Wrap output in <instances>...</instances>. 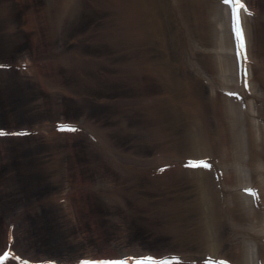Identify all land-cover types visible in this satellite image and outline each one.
Here are the masks:
<instances>
[{"label":"rangeland","instance_id":"rangeland-1","mask_svg":"<svg viewBox=\"0 0 264 264\" xmlns=\"http://www.w3.org/2000/svg\"><path fill=\"white\" fill-rule=\"evenodd\" d=\"M74 1L0 0V61L31 58L35 49L41 51L35 75L15 68L11 72L9 63L5 66L9 69L0 72V129L8 133H18L21 129L15 128L23 126L40 130L29 139L0 135V251L6 244L4 233L13 226L14 247L29 258L74 260L81 254L128 249L155 254L183 249L179 251L183 257L198 256L206 249V239L184 238L187 244L179 240L186 226L194 225L200 233L199 222L206 224L205 218H195V208L190 206L193 201L201 205L203 195L196 185L185 184L187 176L177 162L188 155L183 140L193 134L196 127L192 124L198 121L184 114L180 104L188 93L204 100L215 87H211L210 77L202 74L204 80L200 78L191 93L177 83L178 72L161 69H173L172 63L183 60L187 63L188 54L167 1L128 0V6L121 0ZM192 1L181 0V4L188 12L187 20L200 24L207 15L201 7L209 1ZM256 2L264 9L263 0ZM31 21V30L25 29ZM125 23L133 30L130 40ZM69 34L74 40L68 39ZM138 36L143 41L136 40ZM44 56L53 59L47 64ZM69 62H80V68ZM213 65L209 59L205 68L213 73ZM141 68L156 82L155 88L140 79L137 70ZM130 69L137 75H131ZM257 82L264 86V76ZM134 99L149 110L146 117L137 112L139 117L133 116ZM66 117L80 120L87 134L74 135L72 141L62 133L60 138L53 137L44 122ZM52 138L53 144L49 143ZM117 143L126 154L124 159L121 154L120 160L128 162L127 169L102 155L103 145ZM65 147L67 152H61ZM65 154L70 157L63 159ZM71 157L78 158L76 163ZM153 162L173 163V168H167L158 179L145 166L141 168ZM90 168L94 172L88 171ZM96 170L100 176L95 175ZM182 206L192 219L189 216L182 222L178 218L176 207ZM155 210L161 212L158 223L149 219ZM146 218L155 224L156 238ZM113 229L115 235L110 233ZM95 233H99L97 239Z\"/></svg>","mask_w":264,"mask_h":264},{"label":"bare ground","instance_id":"bare-ground-1","mask_svg":"<svg viewBox=\"0 0 264 264\" xmlns=\"http://www.w3.org/2000/svg\"><path fill=\"white\" fill-rule=\"evenodd\" d=\"M76 1L77 0L74 2ZM165 1L170 5L169 8L172 12L170 15L174 17V21H176L178 26L176 30L177 34L182 40V43H184L185 49L188 47L186 50L189 55L187 54L185 57L188 64L184 63V60L176 63L171 62L173 64V69L171 66V68H164L161 66V69L178 72L177 83L180 82L182 87L187 86L188 92H191V88L196 87L200 78H202L200 80H204L203 77H200L203 76L202 74H205V76L208 75L210 81L215 83L216 92L214 89H210L208 96H203L204 100H197L194 98L192 92V95L188 93V95L184 96L185 100L182 97V104H180V107L183 113L190 114L192 117L198 119V121L192 124L194 128L196 127V129H194L195 131L192 130L193 134L191 133L192 135H190V133H188V138L183 140L187 147V152L185 153H188V155L184 154L182 158L177 159L180 166H188V168L184 166L185 168L183 169L185 176H187L185 184L196 185L195 187L199 188L200 194L203 195L201 205L193 201L190 203V206H192L193 209L195 208V218L199 215L201 219L205 218L206 223L204 225L199 222L201 228L203 226V229H205L202 230L200 228V233L196 231L194 225L186 226V229L181 230V232H183L181 235L183 239L180 237L179 240L183 242L182 244H185L186 242L183 241L184 238L187 240H191V238L197 239L198 242H202V239H206L204 243L208 244L202 254L201 251H199L200 254L198 256L195 254H188L184 256L185 258L182 256L183 259L179 258V260H177L178 254H180L179 251H183V249L178 251H171L168 249L163 252H157L156 258H166L171 264H194L192 260H203L204 258V261L210 258L207 261L208 264L214 261H228L229 264H231L229 258L235 261L236 264H257L260 258L263 259L264 263V86H260L257 82L258 78L264 76V44H260V38L264 36V17H262L264 16V9L261 10L260 7H258L256 2L258 0H244L247 7L241 9V28L244 41H246V50L245 48H241V53H239L241 59L238 61L236 47L234 45L235 37L233 36L236 35L237 39L241 40V44L244 41L241 39V31L237 30L234 11L235 5L227 4V2L225 3L226 0H208L209 3L201 7V10L206 11L207 15L204 18L202 17L199 24V21L190 19L189 23V20H187L188 12L186 11L185 5L182 6L181 0ZM121 4L129 5L128 0L125 2L121 0ZM208 15L209 17H207ZM171 16L170 19L173 24L174 21ZM78 17L80 19V16ZM261 21L263 24L259 32L258 25ZM31 23L32 21L26 23L24 28L31 30ZM55 23H57V20H55ZM125 24L126 26L129 25V23ZM132 33L133 30H130L128 26L126 29V36H128L127 38L129 40L132 37ZM137 34L140 35L138 32ZM73 35H75V33H73ZM72 37V34H69L68 39L70 40ZM137 39L141 40V37L138 36L136 40ZM141 41H143V39ZM44 50L45 48H43V52H45ZM35 51H33L34 55L31 56V58L28 57L19 60L14 57L15 59H12L10 63L7 61H0V72L9 68H11L10 70L12 72V68H15V71L21 70L22 73H28L30 76L35 75L40 65L36 58H38L37 55L41 54V51L38 53ZM138 52H140V50H138ZM44 58L48 59L45 60L48 64L50 58L53 59V56H44ZM39 59H43V56ZM209 59L212 65L214 64L212 69L213 73L208 71V68H205L206 62ZM8 63L9 68L5 67ZM79 64L80 62L77 64L73 62V65H71V62L68 63V65H71V67L73 66V68L77 67V69L80 68ZM137 71L142 74L140 79H145L144 81H146V83L150 82L152 88L156 87V82L151 80L152 77L149 75L145 76L146 71H144L143 68H141L142 72L139 69ZM128 72H130L131 75H137V72L133 69H130ZM66 75L71 77L70 73ZM246 75H248L250 79L248 83L249 87H245V82L242 81ZM173 84L175 85L176 82H173ZM201 87L204 88L202 91H206V87L203 85H201ZM239 87L243 89L244 94L239 93L242 96H240V98L237 97L236 101L227 96V92L226 95L217 93L218 88L231 90V92L235 93L233 89L237 90ZM202 88L198 86V89ZM247 88H249V90ZM187 96L189 97L187 98ZM240 99L243 100V105L246 104L244 109L241 108V105L240 107L237 105ZM134 100V107L132 106L131 108L133 116L139 117L138 114H143L146 117L145 114H147L149 110H145V106L141 105V103L139 104L136 99ZM151 110L153 112L154 109ZM13 111L12 113H14ZM82 111L80 110V112ZM243 111L245 114H243ZM6 112L10 116L11 112L9 110ZM0 114H2V111H0ZM48 121L51 123L48 124V122H44V125H46L45 127H47V130H52L50 132L53 137L56 136V138H60L59 136L61 133H64L63 136H68L70 139L69 141H72L74 135L82 136L83 134H87V128L84 127L83 129L80 120L73 122L74 120L72 121L70 117H66ZM73 123L74 128L77 129L76 132H73V129L71 130V128H73L71 127ZM35 126L39 129L42 127L39 124H35ZM80 127L83 130L79 131L78 129ZM15 129H21L19 132L26 133L22 136H27L29 139L31 134H28L26 126ZM39 131L40 130H36V133ZM53 140H55V138H52L51 141L49 140V143L53 144ZM216 145H218V147ZM89 146L91 149L92 145L89 144ZM112 147L108 144H105V146L103 145V151L105 152L101 154L103 156L107 155V157L109 155L113 161H118L120 167L124 168L126 166L127 169L128 164L125 163L128 162L123 160L126 154H122L124 153L122 146L117 143ZM216 148L219 150H216ZM114 149H116V152ZM61 152H67V147L61 149ZM120 155L122 156L121 158H123L121 160ZM203 156L209 158V160H204L205 163L208 162L207 164L211 165L209 170H206L205 164H203L204 166L197 165L200 163ZM67 157H70V155L68 156V154H65L63 159ZM71 158L73 162L76 163L75 159L78 158ZM186 158H188L187 162H185ZM119 161L121 163H119ZM155 164L156 162L152 164L146 163L141 165V168L144 170L145 166L146 169L153 173L158 165ZM78 171L82 172L81 170ZM88 171L91 173L94 172L91 168ZM215 174H219V177H214ZM95 175L100 176V173L96 170ZM156 178L160 179L162 177L156 176ZM250 189L255 191H249ZM244 192H246V194ZM61 200L64 201L65 199ZM71 201L74 203L73 200H67L65 202L70 204ZM255 202L258 203L257 207ZM74 204H76V202ZM77 205L78 204H76V206ZM183 207L184 206L176 207V209L178 218L181 219L182 222H185L190 219L189 216H191V219L193 216L187 212L186 208L184 211L181 210ZM178 210H180V212H178ZM159 213L161 212L155 210L151 218H149L150 221L152 222L154 220V223H158V221H160L159 217H161ZM149 219L146 218L145 221L147 220L149 222L148 229L153 232V237L156 238L157 228ZM110 233L115 235L117 231L113 229V232L110 231ZM130 233L131 232H129V234ZM4 234V243H6V247L7 241H11L15 233L11 229ZM98 235L99 233H95L94 238L97 239L99 237ZM99 241L102 242L101 239H99ZM176 241H178V239H176ZM177 244L180 243L178 242ZM148 252L151 251L143 249L134 251L128 249L119 251V253L109 252L105 254L100 253L99 255L91 253L86 255L81 254L76 259L94 258L98 260V256H111L113 259L115 257H120L121 260H128L130 264H137L136 256L138 255H141L140 258L138 257L139 259L148 257L149 255L154 256V254H149ZM177 252L178 254L175 255L176 257L171 255V253L176 254ZM228 253L231 254L229 255ZM0 254H2V250ZM208 254H213L216 259L215 257H210ZM22 259L21 257L19 259L14 257L8 260L6 264H18L23 261ZM48 259V257H41L38 259L31 257L26 260H28V262L30 261L31 264L34 262V264H43L42 262H49V264L50 262H52V264H64L66 262L70 263L71 260H54L53 257ZM188 260L192 263H189ZM4 262V259L1 258L0 263L3 264ZM79 264H82V261H80Z\"/></svg>","mask_w":264,"mask_h":264},{"label":"snow or ice","instance_id":"snow-or-ice-1","mask_svg":"<svg viewBox=\"0 0 264 264\" xmlns=\"http://www.w3.org/2000/svg\"><path fill=\"white\" fill-rule=\"evenodd\" d=\"M227 3L235 5V16H236V23H237V30L241 31V39L244 41V37L242 35V28H241V9L246 8L247 5L244 2V0H226ZM242 48H245L246 50V41H244L241 44ZM9 134H16V135H24L26 133H8L5 130L0 129V135H9ZM205 166H211L205 163ZM249 191H255V190H249ZM2 259L7 260L8 256H3ZM179 259V258H177ZM151 262V264H171V262L168 259H160L156 257H145L142 259H137V264H147V262ZM28 264H31L29 261ZM52 264V262H50ZM82 264H130L128 260H84ZM213 264H229L228 261H214Z\"/></svg>","mask_w":264,"mask_h":264}]
</instances>
